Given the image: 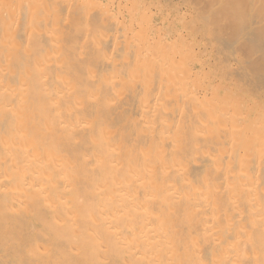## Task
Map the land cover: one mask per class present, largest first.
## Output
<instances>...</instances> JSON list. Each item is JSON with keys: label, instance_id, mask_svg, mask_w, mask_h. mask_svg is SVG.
<instances>
[{"label": "bare ground", "instance_id": "1", "mask_svg": "<svg viewBox=\"0 0 264 264\" xmlns=\"http://www.w3.org/2000/svg\"><path fill=\"white\" fill-rule=\"evenodd\" d=\"M0 264H264V0H0Z\"/></svg>", "mask_w": 264, "mask_h": 264}]
</instances>
